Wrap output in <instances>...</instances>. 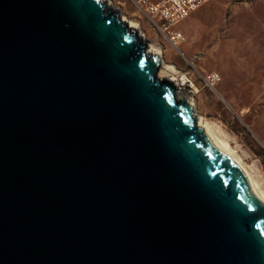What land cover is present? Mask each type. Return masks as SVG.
Returning <instances> with one entry per match:
<instances>
[{
  "label": "water",
  "instance_id": "obj_1",
  "mask_svg": "<svg viewBox=\"0 0 264 264\" xmlns=\"http://www.w3.org/2000/svg\"><path fill=\"white\" fill-rule=\"evenodd\" d=\"M100 0H0V264H264V202Z\"/></svg>",
  "mask_w": 264,
  "mask_h": 264
},
{
  "label": "rangeland",
  "instance_id": "obj_2",
  "mask_svg": "<svg viewBox=\"0 0 264 264\" xmlns=\"http://www.w3.org/2000/svg\"><path fill=\"white\" fill-rule=\"evenodd\" d=\"M103 1L159 55L157 78L174 81L195 121L208 124L264 189V0L207 1L173 26L183 37L176 46L133 0ZM207 72L219 76L211 87Z\"/></svg>",
  "mask_w": 264,
  "mask_h": 264
},
{
  "label": "built area",
  "instance_id": "obj_3",
  "mask_svg": "<svg viewBox=\"0 0 264 264\" xmlns=\"http://www.w3.org/2000/svg\"><path fill=\"white\" fill-rule=\"evenodd\" d=\"M207 1L209 0H133L142 14L173 46L183 40L181 33L173 26ZM218 80L216 72H207L203 75V81L207 86L211 87Z\"/></svg>",
  "mask_w": 264,
  "mask_h": 264
},
{
  "label": "bare ground",
  "instance_id": "obj_4",
  "mask_svg": "<svg viewBox=\"0 0 264 264\" xmlns=\"http://www.w3.org/2000/svg\"><path fill=\"white\" fill-rule=\"evenodd\" d=\"M100 2L104 5L105 7H107V3L103 0H100ZM122 21L123 18H120ZM146 52H149L148 50H146ZM159 73V72H158ZM160 77V76H159ZM184 79V78H183ZM186 79V78H185ZM183 80V82L185 83L186 80ZM168 80V79H167ZM169 81V80H168ZM171 81V80H170ZM174 82V81H171ZM176 87V92L175 95L180 97L183 101H185L186 103H191L189 101H187L184 97L180 96L178 94V88ZM196 124L199 125L203 131H205L206 133H208L209 135H211V137L213 138V140L217 143V145L220 147L221 151L233 162H235L238 167L241 169V171L245 174L247 180L249 181L251 187L253 188V190L257 193V195L260 197V199L264 202V189L262 188V186L259 184V182H257V180L249 173V171H247L244 167V165L241 163V161H239L238 157H236L228 148L227 144L222 141L221 139H219L214 133L213 131L210 129L208 124H203L202 122L199 123L198 121H196Z\"/></svg>",
  "mask_w": 264,
  "mask_h": 264
},
{
  "label": "clouds",
  "instance_id": "obj_5",
  "mask_svg": "<svg viewBox=\"0 0 264 264\" xmlns=\"http://www.w3.org/2000/svg\"><path fill=\"white\" fill-rule=\"evenodd\" d=\"M167 82H169L170 84H172V83H171L170 81H168V80H167ZM172 86H173V84H172ZM173 87H174V86H173ZM174 89H175V88H174Z\"/></svg>",
  "mask_w": 264,
  "mask_h": 264
}]
</instances>
